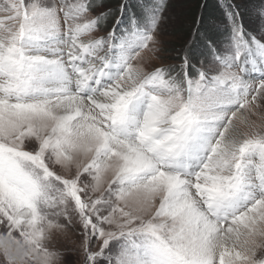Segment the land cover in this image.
Returning <instances> with one entry per match:
<instances>
[{
	"label": "snow or ice",
	"instance_id": "6c2138e0",
	"mask_svg": "<svg viewBox=\"0 0 264 264\" xmlns=\"http://www.w3.org/2000/svg\"><path fill=\"white\" fill-rule=\"evenodd\" d=\"M222 7L156 64L167 0H0L9 264H264V0Z\"/></svg>",
	"mask_w": 264,
	"mask_h": 264
},
{
	"label": "rangeland",
	"instance_id": "374dc122",
	"mask_svg": "<svg viewBox=\"0 0 264 264\" xmlns=\"http://www.w3.org/2000/svg\"><path fill=\"white\" fill-rule=\"evenodd\" d=\"M211 1L216 3L215 8H217V11L215 14L217 17H213V21L207 26L210 27L212 34H215L217 33V25L224 20L222 5L227 3L228 0H167L166 21L161 26V34L159 36L160 40L163 41L164 51L162 55L164 60H156V64L176 62L171 58L181 55L182 50L188 46L190 41H193L197 30L202 31L200 27H197L196 30L194 29L197 12L200 10L201 15L206 14L205 3L208 5ZM121 2L122 0H109L105 7L115 9ZM231 2L241 5L245 22L250 24L252 20L251 5L255 0H231ZM101 10L98 9V11ZM195 11L197 12L194 14ZM6 233L7 229L0 226V238H4L3 243L8 245L9 254L15 256V245L7 241ZM80 245V228L78 224L74 223L69 225L63 233L57 234L50 247L61 253V259L58 264H83L84 257ZM260 254H264V250H260L258 255ZM0 264H9L8 259L4 255L3 246H0ZM13 264H23V262L17 257Z\"/></svg>",
	"mask_w": 264,
	"mask_h": 264
},
{
	"label": "trees",
	"instance_id": "16d2710c",
	"mask_svg": "<svg viewBox=\"0 0 264 264\" xmlns=\"http://www.w3.org/2000/svg\"><path fill=\"white\" fill-rule=\"evenodd\" d=\"M109 0H105V4H107ZM216 3H214L213 1H211L210 3H205L204 9H207L206 14L201 15V11L199 10L198 12L195 11L194 14L197 12V16L195 19V26L194 29L196 30L197 27H200V29H202V31L200 32H207L209 35H217V33L212 34V31L210 29L209 23H211L213 20V17H217L216 16V11L217 8H215Z\"/></svg>",
	"mask_w": 264,
	"mask_h": 264
}]
</instances>
